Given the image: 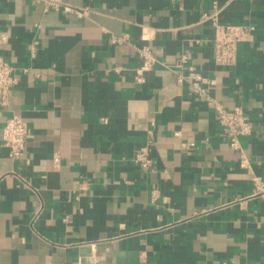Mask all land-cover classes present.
I'll return each instance as SVG.
<instances>
[{
	"label": "crops",
	"instance_id": "obj_1",
	"mask_svg": "<svg viewBox=\"0 0 264 264\" xmlns=\"http://www.w3.org/2000/svg\"><path fill=\"white\" fill-rule=\"evenodd\" d=\"M60 1L71 12L0 0L17 78L0 108V264H264V0ZM215 8L255 28L232 66L214 59ZM184 55L253 121L246 166L177 82ZM14 115L30 127L21 158L2 143Z\"/></svg>",
	"mask_w": 264,
	"mask_h": 264
},
{
	"label": "built area",
	"instance_id": "obj_2",
	"mask_svg": "<svg viewBox=\"0 0 264 264\" xmlns=\"http://www.w3.org/2000/svg\"><path fill=\"white\" fill-rule=\"evenodd\" d=\"M38 1L44 2L47 8L55 10L64 8L65 11L71 12L68 7L62 6L63 4L60 0ZM219 12L220 10L215 8L211 15L205 14L203 19L204 21H211L215 29L212 42L216 64L221 67L232 66L237 61L239 45L249 38L255 28L253 26L220 24L218 21ZM139 54L145 60L146 69L155 63V59L149 48L139 50ZM180 61V72L177 82L181 86H187L190 92L194 93L197 98L214 110L216 120L222 130L223 138L229 143L232 149L240 153L242 165L246 166L247 160L244 158L241 138L250 136L253 133L254 123L250 116L240 107L230 110L219 103L211 93L213 83L210 78L204 76L194 66L190 65L187 56H182ZM14 71V67L0 54V108L8 104L10 92L17 84ZM137 81H142L140 74H138ZM175 135L179 136L180 134L176 132ZM29 136L30 127L22 116L14 115L7 120L2 133V143L9 150V156L11 158H21L24 156ZM59 160L60 158L57 156L55 161L58 163ZM139 161L141 167L145 170H149L152 167V161L145 151L141 152ZM253 181L256 190L264 197V181L259 177H254Z\"/></svg>",
	"mask_w": 264,
	"mask_h": 264
}]
</instances>
